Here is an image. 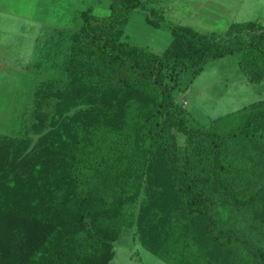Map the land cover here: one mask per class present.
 I'll return each instance as SVG.
<instances>
[{
  "label": "trees",
  "instance_id": "obj_1",
  "mask_svg": "<svg viewBox=\"0 0 264 264\" xmlns=\"http://www.w3.org/2000/svg\"><path fill=\"white\" fill-rule=\"evenodd\" d=\"M139 4L81 10L60 74L1 141L0 264H108L124 228L168 264H264V99L199 125L178 98L227 53L264 80V22H174L154 51L122 38Z\"/></svg>",
  "mask_w": 264,
  "mask_h": 264
},
{
  "label": "rangeland",
  "instance_id": "obj_2",
  "mask_svg": "<svg viewBox=\"0 0 264 264\" xmlns=\"http://www.w3.org/2000/svg\"><path fill=\"white\" fill-rule=\"evenodd\" d=\"M109 1L0 0V143L9 142L20 131L25 110L31 102L34 105V85L60 74L59 63L69 43L66 32L80 24L81 10L103 14L110 10ZM139 1L128 12L122 38L154 51L167 45L174 22L189 23L205 32H221L232 20L264 22V0ZM39 59H43L39 70L28 66ZM178 98L192 115L190 122L205 125L211 117L264 99V80L250 81L237 54L227 53L209 59ZM175 132L182 143L184 135ZM132 232L131 228L122 230L108 264H168L136 241ZM7 254L0 255V263L7 260Z\"/></svg>",
  "mask_w": 264,
  "mask_h": 264
}]
</instances>
